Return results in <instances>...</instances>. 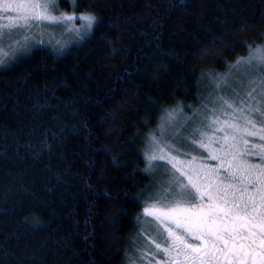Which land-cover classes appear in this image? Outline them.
Returning a JSON list of instances; mask_svg holds the SVG:
<instances>
[{
    "label": "trees",
    "instance_id": "1",
    "mask_svg": "<svg viewBox=\"0 0 264 264\" xmlns=\"http://www.w3.org/2000/svg\"><path fill=\"white\" fill-rule=\"evenodd\" d=\"M59 3L96 18L89 35L0 67V264H126L148 133L264 42V0Z\"/></svg>",
    "mask_w": 264,
    "mask_h": 264
},
{
    "label": "snow or ice",
    "instance_id": "2",
    "mask_svg": "<svg viewBox=\"0 0 264 264\" xmlns=\"http://www.w3.org/2000/svg\"><path fill=\"white\" fill-rule=\"evenodd\" d=\"M57 7V0H0V55H8L3 45L17 35L23 39L15 40V45L25 48L34 39L33 29L41 36L50 25L78 32L70 25L80 19L90 32L97 23L92 15H54ZM233 67L237 72L258 70L261 75L249 82L239 107L223 101L231 111L221 110L223 120L219 116L208 120L205 127L213 135L196 128L190 152L153 137L155 147L148 162L164 161L168 179L143 209L144 222L157 238L147 241L151 257L141 253L142 264H151L157 256L164 264H264V47H250L248 58ZM216 132L222 135L217 137ZM248 137H258L262 143L250 146ZM201 149L207 159L192 155ZM250 156H258L259 163L250 162Z\"/></svg>",
    "mask_w": 264,
    "mask_h": 264
},
{
    "label": "rangeland",
    "instance_id": "3",
    "mask_svg": "<svg viewBox=\"0 0 264 264\" xmlns=\"http://www.w3.org/2000/svg\"><path fill=\"white\" fill-rule=\"evenodd\" d=\"M66 1L69 2L68 6L75 5V0L74 2H71V0ZM59 2L60 0H57L58 7L53 12L54 15L59 16L61 13L76 15L77 17L81 15H91L89 13L76 12L72 9L65 11V9L60 6ZM12 15L15 14L13 13ZM70 26L75 29H79V31H67L60 25H50L44 30V34L41 36L35 29H33V32L36 33L34 39L30 40L25 48H19V46L14 43L15 40L23 39L19 35L15 36L13 40H6L3 47L4 50L8 52V55H0V59L4 61L0 67L6 66L11 62L18 61L28 55L37 46H49L55 52L63 53L67 49L72 48L75 44H80L82 40L91 32L84 27V21L80 19L72 22V25ZM40 40H43V43H39L38 41ZM9 44L13 45L12 49H9ZM256 46L264 47V42L257 44ZM256 46L252 47V50H254ZM248 56L249 53L247 56H244L243 59L246 60ZM234 65H236V63H234ZM234 65H229V69L227 72L224 71V73H204V85L207 92V97L204 100V103H202L200 107L191 108L188 112L182 108H176L172 110L173 112H171V110L165 112L159 120L156 128L152 132L148 133L143 146L144 148L142 147V153L146 161V170L152 175H150L152 177V181L148 187L151 191L146 194L149 197V200L148 202L146 201V205L144 207H146L148 203L153 202L151 199L153 193L159 189L161 182L168 179V175L162 167L165 164L164 161L157 160L153 161L151 164L148 162L147 157L152 154L155 147L153 144V137H155V139L161 144L167 143L173 145L180 152H190L192 151L191 140L196 138L193 136V131L196 128H202L204 131H208L209 135H213V133L209 131L205 125L208 123L209 119L215 118L216 116H219L221 120L225 119V117L221 114L222 109L228 112L231 111L224 106L223 101L226 100L239 107V101L244 99L245 94L249 91V82L251 80H257L261 75L258 70L237 72V70L233 67ZM208 91L210 92L209 95ZM257 92H259V89H257ZM214 135L218 137L221 136L222 133L216 132ZM247 139L250 141V146L252 144L260 145L262 143L258 137H248ZM212 147L215 148L217 145L214 144ZM165 151L170 152L171 150L165 148ZM171 155L175 156L177 153L171 152ZM192 155L197 156L198 159H207V153H205L202 149L197 152H192ZM178 159L186 160L187 157L180 156ZM248 159L252 163H259L258 156H250ZM207 163L215 165L216 161L207 160ZM168 167H170V165ZM144 220L145 218L142 216L140 219L139 232H145V234L142 233L145 241L141 244L140 241H134L135 239H132L131 246L129 247V251L126 255V264H142V261L139 258L141 253H146L149 257H151V249L147 247V241L150 239H156L157 237L154 229L145 224ZM156 260H160L161 264H164L163 257L161 256H157L152 259L151 264H156Z\"/></svg>",
    "mask_w": 264,
    "mask_h": 264
}]
</instances>
